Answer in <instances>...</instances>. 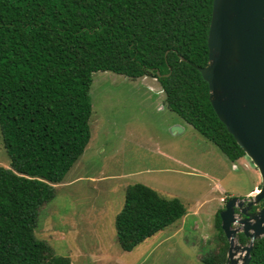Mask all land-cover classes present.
I'll list each match as a JSON object with an SVG mask.
<instances>
[{"label": "trees", "instance_id": "16d2710c", "mask_svg": "<svg viewBox=\"0 0 264 264\" xmlns=\"http://www.w3.org/2000/svg\"><path fill=\"white\" fill-rule=\"evenodd\" d=\"M211 8L212 0H0V130L10 158L0 166V264H69L34 229L89 142L96 71L156 78L171 111L230 161L244 155L191 65L207 64ZM185 213L178 198L135 183L114 218L117 240L129 251ZM215 226L222 245L204 264L226 259L219 211ZM250 256L264 264V235Z\"/></svg>", "mask_w": 264, "mask_h": 264}, {"label": "rangeland", "instance_id": "374dc122", "mask_svg": "<svg viewBox=\"0 0 264 264\" xmlns=\"http://www.w3.org/2000/svg\"><path fill=\"white\" fill-rule=\"evenodd\" d=\"M89 94V142L53 184L54 198L40 207L36 238L69 264H204L222 245L216 213L227 199H248L247 192L260 187L251 160L243 155L230 161L171 111L156 78L96 71ZM9 165L0 130V166ZM135 183L178 198L186 213L127 251L117 240L114 218ZM239 233L235 240L247 243Z\"/></svg>", "mask_w": 264, "mask_h": 264}, {"label": "water", "instance_id": "95a60500", "mask_svg": "<svg viewBox=\"0 0 264 264\" xmlns=\"http://www.w3.org/2000/svg\"><path fill=\"white\" fill-rule=\"evenodd\" d=\"M207 49V64L191 65L206 81L218 119L261 180L258 192L248 199L231 197L219 211L228 241L226 264H250L253 242L264 235V0H212ZM235 223L240 227H232ZM239 232L247 243L235 240Z\"/></svg>", "mask_w": 264, "mask_h": 264}, {"label": "crops", "instance_id": "0c3cea01", "mask_svg": "<svg viewBox=\"0 0 264 264\" xmlns=\"http://www.w3.org/2000/svg\"><path fill=\"white\" fill-rule=\"evenodd\" d=\"M257 175H258V181L257 182L260 183V176H259V173L258 172H257ZM258 188H259V184L256 183V185L252 188V190H250V191L247 192L248 195H251L252 196L254 194L253 193L254 189L258 191ZM248 195L246 197H248Z\"/></svg>", "mask_w": 264, "mask_h": 264}, {"label": "bare ground", "instance_id": "6f19581e", "mask_svg": "<svg viewBox=\"0 0 264 264\" xmlns=\"http://www.w3.org/2000/svg\"><path fill=\"white\" fill-rule=\"evenodd\" d=\"M258 190H259V189H258ZM256 192H258V191L254 189L253 193H256Z\"/></svg>", "mask_w": 264, "mask_h": 264}, {"label": "clouds", "instance_id": "9594fccd", "mask_svg": "<svg viewBox=\"0 0 264 264\" xmlns=\"http://www.w3.org/2000/svg\"><path fill=\"white\" fill-rule=\"evenodd\" d=\"M259 189V188H258ZM259 191V190H258Z\"/></svg>", "mask_w": 264, "mask_h": 264}]
</instances>
